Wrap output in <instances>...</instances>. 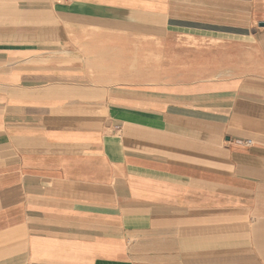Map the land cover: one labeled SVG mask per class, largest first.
Masks as SVG:
<instances>
[{"label":"crops","instance_id":"0c3cea01","mask_svg":"<svg viewBox=\"0 0 264 264\" xmlns=\"http://www.w3.org/2000/svg\"><path fill=\"white\" fill-rule=\"evenodd\" d=\"M0 264H264V0H0Z\"/></svg>","mask_w":264,"mask_h":264}]
</instances>
